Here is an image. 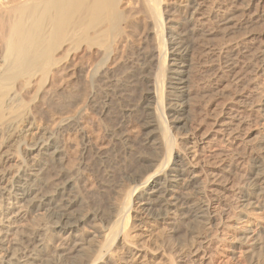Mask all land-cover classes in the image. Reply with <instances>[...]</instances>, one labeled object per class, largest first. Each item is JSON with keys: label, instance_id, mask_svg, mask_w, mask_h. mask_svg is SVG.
Masks as SVG:
<instances>
[{"label": "bare ground", "instance_id": "6f19581e", "mask_svg": "<svg viewBox=\"0 0 264 264\" xmlns=\"http://www.w3.org/2000/svg\"><path fill=\"white\" fill-rule=\"evenodd\" d=\"M164 1L144 0L154 42L143 56V102L130 110L151 130L145 143H131L119 130L113 149L100 154L98 185L107 189L115 179L116 196L104 191L97 199L99 188L89 194L71 176L49 184L48 176L64 160L59 134L79 124L67 117L54 129L44 128L32 146L38 150L37 167L21 170L11 192L0 193L1 199L7 197L0 205V264H110L116 240L122 256L154 259L167 249L156 239L173 242L174 225L184 221L193 223L190 242L174 249L168 264H220L219 247L230 230L264 209V129L257 133L251 124L264 128V102L256 100L264 90L258 82L264 74V0H190L183 29L164 19ZM2 2L0 120L23 103L21 93L14 92L18 79L30 86L41 75L35 100L56 68V79L69 75L60 64L71 62V54L83 46L110 49L117 41V22L112 29L101 26L104 0H20L12 7ZM253 29L261 32L255 43L247 38ZM82 96L66 90L59 102L52 98V116L55 108L69 110ZM6 139L1 136L0 143ZM92 196L98 205L93 210ZM36 197L35 207L52 222L23 229V201ZM88 222L92 231L86 230ZM147 225L152 227L148 242L159 228L167 237L159 229L154 247L146 241L139 245L133 233ZM25 241L34 242L28 255L22 251ZM104 251L111 255L107 262Z\"/></svg>", "mask_w": 264, "mask_h": 264}, {"label": "rangeland", "instance_id": "374dc122", "mask_svg": "<svg viewBox=\"0 0 264 264\" xmlns=\"http://www.w3.org/2000/svg\"><path fill=\"white\" fill-rule=\"evenodd\" d=\"M19 1L3 0L2 6L12 7ZM104 1L105 5L103 4L101 13L105 17V20L101 26L111 27L112 29L115 26L114 23H118L113 33L117 40L113 48L106 49L105 47L95 45L92 49L88 50L86 46H83L81 50L75 52V54H71V62H62L60 64L67 67L66 70L69 71V75L56 79L54 77L55 72L58 70L56 68L52 72V79L43 84L35 100L33 96L39 88L41 75L36 76L30 86L20 84L21 81H24V78L17 80V87L14 92L18 91L21 93L23 103L14 109L7 110L8 112L5 117L0 120V137L6 136L7 138L4 143H0V193L8 194V191L12 188L11 185H14V181L21 170L27 168L29 165L31 168L33 167L32 169L37 167L36 155L38 150H32L37 137L42 134L44 128L49 130L54 129L58 122L67 117L77 120L79 125L76 129L60 132L59 144L64 150V160L48 176L47 181L49 184L52 182L64 183L66 177L71 176L76 178L81 190H87L89 194L99 188L102 195L99 192L98 198L94 195L95 199L102 200L104 196H112L114 192L112 189L116 184L118 186V181L117 183H115V179L110 181V183L112 182L110 184L112 186L107 187V189L109 188L108 191L111 194L107 193L105 186L101 188L98 185L99 180H101L99 177L102 178L101 168L103 166L100 154L113 149L119 136V130L125 133L128 140L132 141L131 143H145L146 136H148L146 134L151 129L145 130L140 116L138 118L137 115H130V110L139 107L143 102L145 84L140 79L143 56L146 47L154 42V35L150 33L151 25L147 18V8L144 0ZM162 8L164 19L167 17L172 18L173 21H170V24L173 22L181 27V29L186 26V17L188 16L186 11L191 10L190 0H165ZM253 31L247 34V38H251V42L255 43L260 38L261 32L259 29H253ZM168 50L169 54H171L170 48ZM2 51L3 47L0 42V55ZM63 52H59L57 56H63ZM102 58L104 59L102 60ZM170 59L171 57L167 58L168 63H170ZM2 64L3 62L0 58V67ZM258 82L264 87V74L258 78ZM66 90L73 93H81L83 96L69 110L55 108L53 117L50 110L53 107L52 98L56 102H59L62 99L61 93ZM247 90L248 92L252 90L258 94V90L260 89L248 88ZM259 94L261 96L257 97L256 100L264 102V90H260ZM9 102L10 100H8ZM24 120L26 121L24 122ZM30 123H33L34 126ZM251 124L253 125L252 129H256L257 133L264 129L260 123L255 124V122H252ZM117 151H119V148H117ZM104 191L106 194L104 193L103 196ZM91 194L93 195V193ZM6 196L4 195V197ZM113 196H116L115 192ZM94 197L90 198L94 199ZM6 198H0V205L6 202ZM38 199L39 197H36L31 202L23 201L22 209L26 211V217L19 222V226L23 227V229H28L44 221L52 222V218L45 216L44 210L35 207ZM92 202L91 209L98 208L96 200L95 203L93 200ZM93 206L95 207L93 208ZM245 219L247 221L240 222L236 226L237 228L230 230L229 238L219 247L218 261H221L220 264H264V209L249 213ZM184 222L183 224L177 223V225H174L175 230L173 228L172 230L174 231L170 233L173 235L172 244L167 239L164 240L165 237L162 238L163 240L160 238L161 236H159L158 240L156 239L157 244H160L162 248H167H161L163 253H160L159 257L157 256V258L152 259L150 256V258L146 256L145 258L143 255H139L130 260L122 256L124 254L119 250V244L116 240L112 246V248H115V255L111 254L115 256L117 262L113 260L116 263L110 261L112 262L110 264H133V261L136 264H145L147 262L149 264H168V257H170L171 253L179 250L177 248L185 247L190 242L188 233L193 223H190V225L188 222ZM186 224L188 225L186 226ZM189 225L190 228L188 227ZM86 227L88 231L93 230L89 222L86 224ZM146 227L148 229L141 228L134 231L133 235L137 236V243L139 244V241L142 243L146 241V243L150 242L149 244L151 245L156 244L154 237L158 238V234L160 235L163 229L159 228L161 231H158L159 229L155 230L153 232V242L152 239L148 242L147 236L150 235V231L148 230L152 227L150 225ZM162 232L163 236L167 237L165 233L167 230H163ZM138 233L141 234L139 235ZM142 235L146 237L143 238ZM164 242L166 243L165 245L168 244L170 246V249L168 245L164 247ZM33 243L32 241L23 242L22 251L25 255L29 254ZM162 243L163 245H161ZM173 244L175 245L174 247ZM116 252L121 253L117 256ZM104 254H107V257H104L103 260L107 262L109 259L108 255L110 254L106 251H104ZM1 255L2 252L0 251ZM142 258L144 261H142Z\"/></svg>", "mask_w": 264, "mask_h": 264}]
</instances>
